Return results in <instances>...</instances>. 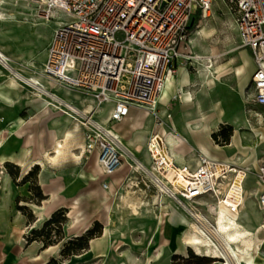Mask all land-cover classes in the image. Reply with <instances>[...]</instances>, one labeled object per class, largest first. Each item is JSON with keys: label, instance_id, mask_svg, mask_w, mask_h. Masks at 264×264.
<instances>
[{"label": "built area", "instance_id": "2783aa9c", "mask_svg": "<svg viewBox=\"0 0 264 264\" xmlns=\"http://www.w3.org/2000/svg\"><path fill=\"white\" fill-rule=\"evenodd\" d=\"M244 46L253 56L255 72L253 101L264 107V0H226ZM214 0H47L39 11L44 20L58 19L48 47L42 75L65 88H77L91 95L96 105L80 108L40 80L27 76L13 60L0 54V65L18 83L43 97L59 114L70 117L85 129L86 153L97 152L106 176L119 170L126 160L149 178L160 195L174 200L208 232L201 209L213 216L225 211L240 212L244 202L246 167L233 160H218L200 154L197 165L178 167L161 157L163 140L155 136L149 152V168L114 130L130 108L155 109L169 75L179 59H190V22L198 13L208 15ZM164 3V5H163ZM63 16V19L59 17ZM65 18V19H64ZM174 98L183 99V90ZM104 104H112L107 122L95 116ZM91 111V112H89ZM1 122V121H0ZM160 122V120H156ZM114 123V124H112ZM137 161L140 163L137 164ZM259 206L264 227V163L259 167ZM110 187L109 181L103 188ZM205 222V223H204Z\"/></svg>", "mask_w": 264, "mask_h": 264}, {"label": "rangeland", "instance_id": "374dc122", "mask_svg": "<svg viewBox=\"0 0 264 264\" xmlns=\"http://www.w3.org/2000/svg\"><path fill=\"white\" fill-rule=\"evenodd\" d=\"M46 1L0 0V11L5 16V20L0 21V49L3 48L13 60L15 59L17 67L28 75H40L43 72L45 49L50 33L56 25L54 21H45L39 14ZM59 18L63 19V16ZM189 30L188 52L191 58L186 59L172 74V85L166 91L164 99L157 104L156 116L144 119L147 125L145 130L139 129L132 132L128 138L123 139V142L127 145L125 139H129V146L134 148L136 159L142 163L148 162L143 164L150 169L149 143L151 138L158 134L155 126L162 124L166 132L184 139L185 142L180 149L183 152L186 143L189 149V153H185L186 158H197L202 153L209 154L204 149L201 150L199 144L203 142L209 145V152L215 157L219 159L231 157L238 164L248 168L244 202L238 218L243 227L255 232L254 237L257 238L258 229L261 227L260 185L257 173L264 163V107L253 101L255 89L252 52L243 45L235 15L226 0H214L208 15L200 13L195 15L190 22ZM185 84L193 88L191 94H186L190 102H185L184 98L178 101L174 97L172 99L173 94L181 90ZM88 101L93 103L90 98ZM104 105L102 106L105 107L104 113L101 115H106L108 110V105ZM170 106L172 109H169ZM203 117H205L204 121L201 120ZM157 118L160 120L159 123L156 122ZM190 121L192 125L190 123L191 127H188L187 123ZM80 126L85 136V129L81 124ZM223 130L230 134L227 144L220 142L222 140L220 133ZM134 133L141 136V141L139 136L133 137ZM214 134H218L217 137ZM161 137L164 141L167 140L165 143H168V152L171 153L173 149L169 150L171 145L168 138L163 135ZM81 141H84L83 138ZM212 143L219 145L222 149H216ZM142 151H144L142 154H137ZM79 152L80 150L74 151L76 154ZM129 161L132 164L126 163L118 171L119 174L133 168L130 165L134 166V171L137 170L134 161ZM8 164H12L13 167ZM90 165L89 157H85L78 168L74 167L75 170H72L77 172H71L66 176L65 182L72 187L66 197H73L78 191L88 186L91 174L87 167ZM51 174L52 171L47 168L46 162L29 168L20 167L14 163H3L0 167V255H6L2 257L5 261L0 264H42L41 254L47 242H56L52 245L55 249L46 255L47 262L52 259H56L58 264L82 262L74 261L72 255H62V250L68 241L75 238L69 229L71 223L69 209L65 214L66 218L58 225L60 230L54 228L50 238L35 237L33 234L34 230H48L45 223L51 216L42 215L40 206L43 200L36 197V186H40L43 193L40 183L47 181ZM127 190L119 191L116 197L115 190L109 191L110 204L113 205L111 234L117 239L129 235L128 225L135 219L133 214L136 212L132 213L128 207V203L133 201V196L127 195ZM130 196L132 198H129ZM139 211L137 219L144 220L149 216L147 211ZM155 223L154 221L149 223L151 232L154 230ZM213 224L208 223V226L205 223L207 227H212ZM138 227L136 223H133L132 232H140L141 229ZM188 231L189 228L186 232ZM137 234H133L134 241H138L135 238ZM31 238L36 239L31 240ZM165 241L170 240L165 238L162 244ZM122 244L123 241H118L116 251H125L126 247ZM162 244L157 246L155 253L161 249ZM166 245L170 246L169 243ZM185 246L195 251L188 244ZM201 251H205L204 247H201ZM251 251L256 255L261 252L264 256V237L260 246ZM170 255V252H166L164 258L156 264H169ZM221 260H216L213 264H223L224 260Z\"/></svg>", "mask_w": 264, "mask_h": 264}, {"label": "crops", "instance_id": "0c3cea01", "mask_svg": "<svg viewBox=\"0 0 264 264\" xmlns=\"http://www.w3.org/2000/svg\"><path fill=\"white\" fill-rule=\"evenodd\" d=\"M45 21H54L56 25L49 36L47 47L45 49L44 64L47 59L49 44L59 24L57 18ZM10 58L11 60H13L12 57ZM185 60L186 59H179L175 63L176 71ZM13 62L15 64L14 60ZM26 75L40 80L43 84H45L47 88L55 91L60 96L66 98L80 108L91 110L96 104L95 99L91 95L86 94L84 91L77 88H65L58 85L57 83L51 82L50 80L44 78L42 73L40 75ZM170 77H172V75L168 76L166 86ZM27 88L29 87L22 85L14 80L9 72L0 65V160L2 161V164L14 163L24 168H27L28 165H36L37 162L41 161L43 162V164L45 162L47 163V168L52 171V174L47 179V181L40 183L44 193L43 195L45 196V199L42 201V204L40 206L42 215L44 217H50L56 210L61 207L69 209V217L71 219L69 229L70 232H72L73 236L83 235L93 226L95 221H98L102 224L104 229H102L101 235L91 239L89 247L84 250V252L81 251L78 254L72 255V259L74 261L81 260L82 262L80 264H156L164 258L166 252H170L171 257H169L168 260L169 264H171L173 255L179 254L186 256L189 249L185 246L186 244L182 242V238L191 234V224H198L196 220H194L180 206H178V204L174 200L167 196L160 195L153 185L147 187L144 181L149 182V178L142 172H139L140 170H135L138 171L135 172L133 170L134 166L133 168L126 170L124 173L122 172L119 174L118 170L113 175L108 177L104 174L103 168L98 161L97 152L86 153V151L84 150L83 158H81L80 160L74 158L71 154V151L74 148L75 144L83 142L81 144L84 145L85 149V136L83 128L79 123L75 122L66 115L59 114L49 105V110H45V99L43 97H38V95L35 94V92L31 88ZM25 90L30 91V96L27 99L23 98ZM181 90H183V98L185 99L184 101L190 102V100L186 97V94H191L193 88L190 85L185 84L184 86H182ZM178 91L179 90H177V92ZM176 93L173 94L172 99L176 95ZM88 98H90L94 104L89 103ZM161 101L162 100H159V102ZM107 105L108 110L106 115H101L104 113L103 107V109L101 108L99 111L95 112L96 118L105 122H107V118L110 114L109 111L113 106L112 104ZM141 109L142 108H131L129 119L127 120L128 122H125L124 124H128L129 121H133L135 123L139 112H144V110ZM169 109H172L171 106L169 107ZM151 117H153L152 114H150V118ZM190 123L192 125V122L190 121L187 123L188 127H191ZM116 124L117 123L114 124V127ZM144 124L146 125L145 120ZM120 125L121 124L118 123V130L123 129ZM78 126L80 129L78 128ZM155 127L157 129L158 135L160 137L161 135L164 136L163 133L164 131H166L164 126L160 124L156 125ZM69 131L72 132L73 137L66 141V143H69L67 144L68 146L66 147V149H63L62 153L59 156H55L56 153L53 152L55 148V140H64L66 134ZM137 133H134L133 137L136 138L139 136L141 141V136L135 135ZM81 138H83L84 141H81ZM125 140L128 143L127 146L134 152V148L129 146V139ZM165 141L163 140L161 153H164V156L166 155V160L173 162L178 167L184 165L195 167L197 165L198 157L186 158L185 153H189V149L186 143L184 144L183 152H178L177 150H175L176 153L170 156ZM199 145L202 151L204 149V151L209 153L207 154L209 157H213L218 160L235 161L231 157L219 159L210 154L209 145H205V143L203 142H201ZM212 145L214 146L213 143ZM45 148L50 152V155L52 157L51 159L47 157L45 158V156L43 155L42 149L44 150ZM74 151L75 150H73V153ZM143 152L144 151L137 154H142ZM76 155H79V153ZM85 157H89V160L91 161V165L87 167L89 173L91 174L90 182L87 187L78 191L73 197L68 198L66 197V194L70 193L72 187L65 182L66 176H68L72 172V170H75L74 167L78 168ZM38 158H40L41 160H39ZM52 159L54 160L52 161ZM143 163L147 164L148 162L146 163L145 161H143ZM149 164L150 167L154 164L152 156L151 163ZM104 181L110 182V187L108 189L103 188ZM124 189H130L126 191V194L132 195L133 198H135L133 199L131 196L129 197L133 200L128 203L129 209L132 210V213L134 211H138V214H133L135 219L128 225L129 235L124 238L117 239L116 237H112L111 234L113 226L111 222L113 205L110 204L111 194L109 193V191L115 190L116 197L118 192ZM45 204H47V206L49 207L48 215L43 214V207L45 206ZM139 210L147 211L149 213V216L144 220L137 219V215H139L140 213ZM220 212H223L226 218H235L239 215H233L223 210ZM260 212L262 220L261 209ZM201 213L203 218L208 221L207 224H213L215 222L216 216H213L207 210L201 209ZM151 221L156 222L155 226L153 227V232L149 230V223ZM133 223H136V225L139 226L138 228L141 229L140 232H132ZM188 228L189 231L186 232ZM134 233H138L135 236L138 241H134ZM207 233L209 234L210 230H208ZM165 238H169L172 243L171 246H165L161 250L160 254L156 255L155 250H157V246H160L163 239ZM118 241H123L122 245L126 247L125 251H116ZM188 245L189 247H193L196 252V248L193 245ZM52 249H55V246L50 245L49 247H46L44 249L41 254V259H43L42 264L47 263L46 255L49 254ZM251 254L254 258H252V260L248 264H264V256L261 252L259 255L253 254V252ZM5 256L6 255L4 254L0 255L1 263L5 261L4 259H2V257ZM216 260L222 261L221 259ZM231 264L236 263L234 260H231Z\"/></svg>", "mask_w": 264, "mask_h": 264}, {"label": "bare ground", "instance_id": "6f19581e", "mask_svg": "<svg viewBox=\"0 0 264 264\" xmlns=\"http://www.w3.org/2000/svg\"><path fill=\"white\" fill-rule=\"evenodd\" d=\"M1 20H5V16H3V12L0 11V21ZM0 54L7 56L5 54V52L3 51V49H0ZM8 58H10V57H8ZM14 61H15V59H14ZM171 85H172V77L169 78L166 89L163 92V95H162L160 100H163L164 94L171 87ZM29 96H30V91L25 90V92L23 94V98L27 99ZM48 105H49L48 102L45 100V103H44L45 110H49ZM141 110H144V112H139L135 123L133 121L132 122L129 121L128 124H124L125 122H128L127 120L129 119L130 110L127 112L126 116L121 121L117 122V124L114 127V130L119 135V138H121L123 140L124 138H128L132 132L145 128V124H144L143 119L148 118L150 116V114H149L148 109H141ZM89 112H91V111H89ZM204 119H205V117L201 118L202 121ZM118 123L121 124L120 126L123 128L122 130L117 129ZM78 128H79V126H78ZM76 130H78V129H76ZM163 134H164V136H166V138H168V142L171 145L170 148L173 149V151L171 153H169V155L171 156L172 154H175L176 153L175 150H177L178 152H181L180 148H181V145L185 142L184 139L182 137H178L177 135H175L173 133H168L166 131H164ZM157 136H158V138L160 137L159 135H157ZM71 137H73V134L71 131H69L66 134V137L64 140L63 139L62 140L61 139L55 140V148L53 151L56 153L55 156H59L62 153L63 149H66V147L68 146L67 144H69V143H66V141L69 140ZM154 146H155V136H153L151 138V141L149 143V147L154 149ZM214 147L217 149H221V147L217 144H214ZM170 148H169V150H170ZM73 150H80L79 155H76L75 153H73ZM84 150H85L84 145L79 142V143L74 145V148L72 149L71 154L74 158L80 160L84 156ZM159 151H160V153L162 152L160 149H159ZM42 153L45 156V158L46 157L50 158V159L52 158L50 155V152L46 148L44 150L42 149ZM135 154H136V152H135ZM156 156H157V159L160 160L162 158H165L166 155L164 156V153H161V157H159V153H156ZM38 159L41 160L40 158H38ZM54 159H55V157H54ZM54 159H52V161ZM41 163H43V162L42 161L37 162L36 164H41ZM126 163L132 164V163H130L129 160H126L125 164ZM139 163L140 162L137 161V164H139ZM1 166H2V161L0 160V167ZM30 166L28 165L27 168H29ZM123 166L119 170H121L123 168ZM130 166L133 167L132 165H130ZM48 212H49V207L47 206V204H45V206L43 207V214L48 215ZM135 212L137 214V211H135ZM207 225H206V227H207ZM191 228H192L191 234L183 237L182 242L184 244L193 245L196 248V252L198 254H204L205 256H209V257L216 258V259H223L224 260L223 264H231V260H234L236 264H248L252 260V258H254L251 254V252H252L251 250H253L255 248L257 249V247L260 246L261 241L264 237V227L261 226L258 229L259 235L257 238H255L254 237L255 232L243 227V225L239 222L237 216L235 218H226L225 214L223 212L217 213L216 218H215V223L212 225V227H207V229L210 230L211 235L208 234L207 232H202L201 226H199L196 223H192ZM168 243L171 246V244H172L171 241H169V242L165 241V242H163L161 249H159L155 254L159 255L160 251L165 246H167L166 244H168ZM201 247H204V249H205V251H203V253L201 251Z\"/></svg>", "mask_w": 264, "mask_h": 264}, {"label": "trees", "instance_id": "16d2710c", "mask_svg": "<svg viewBox=\"0 0 264 264\" xmlns=\"http://www.w3.org/2000/svg\"><path fill=\"white\" fill-rule=\"evenodd\" d=\"M218 134H214L215 137H217ZM220 136L222 137V144H227L230 139V134L223 130L220 133ZM8 166L13 167L12 164H8ZM31 173H29L30 175ZM26 179V178H25ZM37 195L36 197L39 200H44L45 196L43 195L40 186H36ZM67 212V208H61L57 211H55L49 220L45 223L46 228L48 229L45 233L44 230H34L33 234L35 237L41 236L46 237L47 239L50 238L51 231L56 228L58 231L60 230V222L66 218L65 214ZM95 225L86 231L81 236H75L74 239H71L68 241V243L65 245V247L62 250L63 256H71L80 253L83 250H86L89 247V241L97 236H100L102 233L103 226L100 222L95 221ZM55 226V227H54ZM45 228V227H44ZM36 238H31V240H35ZM56 242H47L44 247H49L50 245L55 244ZM216 261V259L205 256L203 254H197L192 248L188 250V253L186 256L175 254L172 256L171 264H213ZM46 264H58L56 259H52Z\"/></svg>", "mask_w": 264, "mask_h": 264}, {"label": "water", "instance_id": "95a60500", "mask_svg": "<svg viewBox=\"0 0 264 264\" xmlns=\"http://www.w3.org/2000/svg\"><path fill=\"white\" fill-rule=\"evenodd\" d=\"M163 5H164V3H163Z\"/></svg>", "mask_w": 264, "mask_h": 264}]
</instances>
